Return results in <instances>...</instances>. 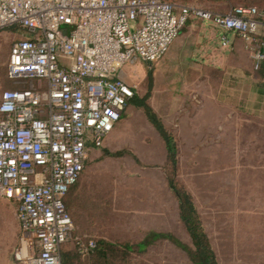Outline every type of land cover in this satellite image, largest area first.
<instances>
[{
	"label": "built area",
	"instance_id": "1",
	"mask_svg": "<svg viewBox=\"0 0 264 264\" xmlns=\"http://www.w3.org/2000/svg\"><path fill=\"white\" fill-rule=\"evenodd\" d=\"M191 17L238 34L264 73V9L225 12L166 0H0V29L17 25L7 74L30 85L0 96V200L16 204L17 264H62L73 240L87 256L93 239L72 234L65 197L80 179L90 148L103 145L136 86L127 65L152 66Z\"/></svg>",
	"mask_w": 264,
	"mask_h": 264
},
{
	"label": "rangeland",
	"instance_id": "2",
	"mask_svg": "<svg viewBox=\"0 0 264 264\" xmlns=\"http://www.w3.org/2000/svg\"><path fill=\"white\" fill-rule=\"evenodd\" d=\"M178 3L219 12L230 8L226 2ZM201 22L205 26L212 24L191 17L188 28L185 27L191 44ZM24 35L23 28L17 25L0 29V96L5 89L30 85L29 81L16 83L7 74L11 44ZM194 52L191 45H186L169 65L163 64L164 55L152 66L144 62L127 65L122 74L136 86L138 97L149 94L147 103L154 105L158 117L179 140L178 180L192 194L217 263L264 264V110L260 106L258 112L251 100L231 94L230 75L224 69H209L208 63L199 67L201 60ZM167 58V62L172 61L171 55ZM206 70L217 73L211 84L200 79V73ZM213 89L215 103L209 95ZM167 97H171L170 102ZM128 160L123 164L112 158L88 155L85 169L71 193L77 203L75 212L80 217L79 227L73 222V235L106 233L111 240L135 244L150 226L158 228L157 223L148 222L143 213H137L145 209L147 173L135 177L130 169L132 161ZM120 168H128L126 176L119 174ZM173 200L170 196V205ZM175 216L170 210L166 230L190 244L188 234ZM18 234L16 205L1 199L0 264H17L13 251ZM64 246L73 247V243L68 241ZM111 260L114 264H194L169 240L156 241L144 252L118 249ZM72 264L95 263L92 255H88L76 256Z\"/></svg>",
	"mask_w": 264,
	"mask_h": 264
},
{
	"label": "crops",
	"instance_id": "3",
	"mask_svg": "<svg viewBox=\"0 0 264 264\" xmlns=\"http://www.w3.org/2000/svg\"><path fill=\"white\" fill-rule=\"evenodd\" d=\"M229 6L231 8L234 5L229 4ZM213 10L215 11L217 9ZM186 25L184 28H188ZM184 28L170 45L164 56L165 58L163 57V64L169 65L171 62H174V59L178 58L183 48L186 45H191L192 49L195 51L194 54L201 60L200 63L197 64L199 67H206V63H208L209 66L207 67L209 69L216 71L224 69L225 74H229V77L232 79L231 85L228 87L229 92L241 97L243 100H251L253 103L252 105L255 106L258 112L260 106L262 107L261 110H264V73L262 70L254 69L251 53L245 47L244 40L235 32L224 31L213 24L205 26L203 22H201L198 30L199 33L194 36L191 44L187 39L186 28ZM169 55L172 56V61L167 62V57ZM213 70H206L204 73L202 71L200 73V79L208 80L209 84H211V80L214 79L213 76L217 74L216 71ZM122 77L125 80L127 79L124 74ZM209 95L213 97V102L215 103L216 90L213 89L212 92H209ZM166 100L170 102L171 97H167ZM148 104L151 106L149 102ZM128 106L130 107L127 110ZM128 106L122 114V118L105 137L103 145L99 148H90L89 154L93 156L99 155V158H112L115 161H122L123 164L128 163V161H130L128 159H131L132 163L130 164V169L134 171L135 177H142L146 171L145 181L148 197L144 199L145 209L138 210L137 213L140 215L143 213V215L147 217L146 221L157 223L158 228L150 226L147 231L144 232L143 236L138 239V241H140L143 240L149 232L170 233L166 230L170 210L176 215L177 223L181 225L183 229L184 226L179 220L176 198L167 185L165 174L161 167L166 160L164 141L154 126L148 121L142 109L132 107L131 104H128ZM151 108L156 112L154 105L151 106ZM156 114L158 113L156 112ZM162 122L164 126L169 129V126H167L163 120ZM169 131L173 134L176 141L177 138L174 132L170 129ZM176 147L178 157V139ZM103 149H108L112 152L126 149L129 152L120 157H107L103 156ZM127 169L120 168L119 174L126 176ZM170 196L174 199L171 205L169 202ZM74 224L79 227V215L77 220L75 218ZM98 225L99 224H97V227H100ZM164 240L166 239H156L149 245L156 241Z\"/></svg>",
	"mask_w": 264,
	"mask_h": 264
},
{
	"label": "trees",
	"instance_id": "4",
	"mask_svg": "<svg viewBox=\"0 0 264 264\" xmlns=\"http://www.w3.org/2000/svg\"><path fill=\"white\" fill-rule=\"evenodd\" d=\"M168 2L178 3V1L184 2L186 0H166ZM210 3L226 2L231 5H243V6H257L264 9V0H201ZM189 21V20H188ZM186 22V24L188 23ZM185 24V25H186ZM184 28V27H183ZM182 28V30H183ZM181 30V31H182ZM148 77L152 78L151 69L148 70ZM14 88H20L16 86ZM10 88V89H14ZM6 90V89H5ZM149 94L144 97H138L136 94L130 100L129 104L141 108L148 121L154 126L159 135L164 141L166 148V160L161 166L165 174L167 185L176 198L178 206L179 220L184 226L186 233L189 236L190 244L184 243L178 240L171 233H155L149 232L146 234L143 240L137 241L135 244L128 241H115L109 239L106 233H91L92 235L78 234L74 236L82 237L84 240L93 239L95 242L94 248L88 255H92L95 264H114L112 262V254L118 249L126 252H144L146 247L156 239H166L172 242L176 247L186 253L188 258L194 264H218L215 257V252L211 246L209 237L204 229L203 223L200 218V214L194 203L192 194L179 182L178 180V167H177V147L173 134L164 126L161 119L153 111L151 106L147 103ZM129 151L126 149L118 151H110L103 149V156L107 157H120ZM77 184V183H76ZM72 186L65 197L66 208L71 215L73 222L75 218L77 220L78 214L74 211L77 208V203L72 197V191L75 186ZM73 243V247L62 245V264H72L75 257L82 256L77 249V246L73 240H69ZM87 255V256H88Z\"/></svg>",
	"mask_w": 264,
	"mask_h": 264
}]
</instances>
